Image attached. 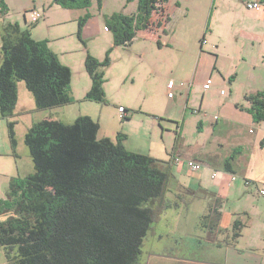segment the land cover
Instances as JSON below:
<instances>
[{"label": "trees", "instance_id": "16d2710c", "mask_svg": "<svg viewBox=\"0 0 264 264\" xmlns=\"http://www.w3.org/2000/svg\"><path fill=\"white\" fill-rule=\"evenodd\" d=\"M52 1L66 9L89 8L92 3ZM96 1L102 9L104 0ZM132 1L138 3L134 14L115 12L105 17L114 46H128L139 31L152 27L153 13L165 12L159 0H127ZM7 10L0 0V16ZM88 18L87 14L79 20L80 37ZM110 64V50L103 60L87 54L85 66L92 80L87 98L104 100V70ZM71 79V68L59 60L47 39L34 38L18 23H6L0 47L3 117L15 114L24 88L39 109L68 104ZM245 98L254 121L263 122L264 91ZM15 124H7L13 152ZM124 141L119 135L116 139L105 135L89 115L70 124L50 117L33 122L24 142L34 172L12 178L6 198L0 199V215L10 211L6 220H0V246L7 264H139L151 225L176 204L168 197L174 175L170 162L130 151ZM231 163L226 160V167Z\"/></svg>", "mask_w": 264, "mask_h": 264}, {"label": "rangeland", "instance_id": "374dc122", "mask_svg": "<svg viewBox=\"0 0 264 264\" xmlns=\"http://www.w3.org/2000/svg\"><path fill=\"white\" fill-rule=\"evenodd\" d=\"M28 1H7V14L9 13L11 20L17 18L23 29L28 28L34 38L49 36L51 39L49 44L57 50L56 54L59 60L71 68L70 94L72 99L68 104L57 108L39 109L32 94L24 88L28 97L22 92L23 103L19 112L7 117H3L0 113V199L6 198L7 188L12 177L23 178L34 172L29 148L24 142V136L33 122L47 117L63 120L64 122H74L80 112L89 114L94 120L100 122L104 134L113 139H116L118 135L124 137L125 144L133 149L132 151L147 154L164 162H170L172 164L171 168L175 157H181L186 160L193 159V161L195 160L194 162H198L201 166L196 171L207 169L209 172L206 170L204 173L210 177L213 170L217 173L219 169L223 170V168H220V165L216 162H214L216 164L213 165L214 167H208L203 164L200 160H206L205 155L208 157V154L217 156L216 158L231 160L234 164L241 157L248 158L250 155H254L251 167L256 166L255 152L259 150V153H263V144L259 143L256 146L253 144V140L244 138V131H240L243 126L236 127L235 123L227 120L223 115L220 117L215 115L219 110L220 101L226 100V96L220 92L208 95L206 93L205 103L202 108L200 107L203 96V79L206 76L202 74L197 80L193 77L198 60L197 48L200 51L202 40L205 38L209 40L208 36L203 38V34L206 31L208 32L209 21H211L215 29L220 27V24L222 27L224 26L223 20L214 16L210 18L212 7L210 0H196L197 5L189 18H184L177 12H171L170 20L177 28L170 45H167L168 39L161 35V48L158 41V33L149 30L139 31L133 42L128 46H107L103 41L104 36L100 34L89 37L81 33L80 37L78 34L79 19L72 16V13H77L80 10L66 9L57 5L50 12L51 18L59 22L65 20L64 23H55L49 27L45 17L50 9L47 6L46 11L43 7L36 8L44 14V18L33 24L30 12L19 13L18 9ZM104 3L106 5L105 10L108 12L128 11V9H124L126 0H105ZM243 6L247 7L246 4ZM60 11L71 14L67 16L60 14ZM197 11H201L200 15L195 13ZM101 28L103 29V25ZM158 32L164 34L162 29ZM166 32L171 33L169 30ZM232 37H234L233 34L226 41V44L232 43L245 46L244 49L248 53L252 52V58L256 59L257 68L255 70L249 69L242 64V61H238L237 65L235 60H241L240 57L239 59L233 57L234 60L231 58V54H234V52L239 55L242 51L241 48L233 52L229 50L228 54L223 52L219 62L221 68L225 72H230L234 69V66H242L243 71L250 70L252 73L255 72L256 79H261L258 84L264 83V63L261 62V57L253 54L249 43L247 45H244L243 42L239 44L236 40L233 41ZM185 47H188L189 50L195 49L193 57L191 55L184 56ZM232 49L236 50L234 46ZM109 50L111 64L104 70L103 88L105 98L103 101L91 100L86 97L92 85L91 77L85 66L87 54L103 60ZM145 52L147 53L146 56ZM251 59L248 62H253V59ZM246 71L241 75V78L237 79V84L244 80L243 77L248 76ZM171 80H174L175 87L169 90L168 84ZM215 82L218 83L219 80L216 79ZM181 83H184V85H181ZM217 89L218 86L214 84L212 92ZM190 90L193 91L191 97L189 96ZM170 91H173V93ZM119 106L126 109L127 115L129 114L128 119L123 118L122 113L119 111ZM185 113L186 117L184 118ZM182 120H185L183 125L185 141L181 140L178 142L177 125ZM10 121L16 122L15 137L17 144L15 152L12 151L7 138V124ZM257 125V123H254L251 128L255 129ZM254 135L249 134L247 136L251 138ZM233 146L237 147L230 151V147ZM235 149H240V152L235 153ZM261 155H259V160H261ZM185 165L183 173L189 179L194 178L193 176L195 175H189L190 168L187 166V161H185ZM241 166L246 168V163L241 164ZM174 171L178 172L177 169H174ZM238 171L241 172V168ZM236 177L243 180L245 184L246 181L250 180L251 194L258 192L256 183L251 181L253 179H242L240 174L236 175ZM259 185L264 187V183L261 181H259ZM169 198H171L173 203L180 200L171 196ZM256 199H261L264 203V198L256 196ZM185 200L187 201L186 197L183 201ZM207 202L208 200L204 199L199 202L200 204L196 203L197 207L193 210L194 214L199 210L198 205H205ZM226 204L230 207L233 206V199L226 201ZM153 205L155 206L156 203H153ZM172 212L170 213L172 214ZM9 216L10 211L5 212L0 215V220H6ZM205 224L201 221L198 227L194 225L183 232V234L171 225L168 231H165L169 234L166 235L165 233L163 238H159L156 234L154 235V230L153 232L150 231L146 237L139 264H181V261H176V257H206L210 247L205 242L202 232L206 228ZM153 225L158 233L164 230L162 224ZM181 235L185 243L177 245L176 239ZM199 242H203L201 244L203 249L200 253L201 256L191 255L193 253L192 245H197ZM162 248H171V251L174 249L176 255L174 257L170 254L164 256L165 254H160L159 251H153V249ZM0 264H7L6 251L1 246Z\"/></svg>", "mask_w": 264, "mask_h": 264}, {"label": "crops", "instance_id": "0c3cea01", "mask_svg": "<svg viewBox=\"0 0 264 264\" xmlns=\"http://www.w3.org/2000/svg\"><path fill=\"white\" fill-rule=\"evenodd\" d=\"M4 1L7 3L9 0ZM104 1L102 9L99 8L96 0H92L91 6L89 8L77 9L80 11H77V13H72V16L80 20L81 17L88 14L89 18L82 29V34L89 37L99 34L103 35L104 43L107 46H114L113 34L106 26L105 17L115 13L116 11H106V5ZM210 1L212 5L210 18L214 16L217 19L223 20L224 28L220 24V27L215 29L211 24V21H209L208 32L206 31L203 34V38L208 36L209 40L205 38L206 43H203V41L201 42L200 51L197 48L198 60L194 69L193 77L195 80H197L202 74L206 76V78L203 79V96L200 107L202 108L205 103L206 93L207 95L218 92L223 93V95L226 96V100L220 101L219 110L215 115H218V117L223 115L225 118H227V120L235 123L236 127L243 126V129L240 131H244V138L253 140L252 142L256 146H258L259 143H262V147L264 148V121L257 123L258 125L255 129L251 128L256 122L254 121L252 114L247 110V108L250 106V103L245 98L247 95L264 91V83L258 84L261 79H256L255 72L252 73L250 70H245L248 73V76L243 77L244 80L240 84H237L236 82L237 79L241 78V75L245 73V71L242 70V66H237L238 61H242V64L249 69L255 70L257 68L256 59L252 58V52L248 53L244 49L245 46L234 45L232 43H228V45L226 44V41L230 38L231 34H233V41L236 40V42H239V44L243 42L244 45L249 43L252 47L251 51H253V54L261 57L260 60L262 63H264V7L260 10H254L243 6L249 1H262L264 5V0ZM25 3V5H21V8H18L19 13H25V11L32 9L31 7H43V9L46 11V7L49 6L50 9L45 16L48 26L51 27L55 23L65 22V20H62L63 22H59L58 20H53L51 18L50 12L52 8L57 5L54 4L52 0H29ZM196 5V0H167L164 2V7L166 9L165 13L169 17L171 12H177L180 16L189 18L192 16L194 7ZM137 7V1L127 2L126 0L124 9H128V11L123 13L134 14L137 11ZM195 13L200 15L201 11H197ZM60 14L68 16L71 13L61 12ZM11 19L12 18H10L9 13L0 16V47L1 34L3 33L6 23L15 22L21 25L17 18L14 20ZM151 20L153 25L151 28L146 30L158 33L157 35L158 41L160 42V48L162 47L161 35L168 39L167 45H170L177 28L176 25L172 24L171 20L168 22L161 21V26L157 25L158 21H160V15L158 13H153ZM102 25L103 29L101 28ZM21 27L23 28L22 25ZM161 29L164 31V34L158 32L161 31ZM167 30L171 31V33L169 34L166 32ZM36 39H47L49 43L51 41L49 36ZM49 46L55 53H57V50L54 46L50 44ZM233 46L236 50L232 49ZM239 48L242 49L240 54L238 55L237 52H234V54H231V58L233 59V57H236L239 59L240 57L241 60H235L237 65L234 66V69L231 71L229 70L230 72H225L219 63L222 53L225 52L228 54L229 50L233 52L237 51ZM183 52L184 56L191 55L193 57L195 49L189 50L188 47H185ZM146 55L147 53L145 52V56ZM251 58L253 59V62H248ZM209 78H211L213 83L218 86V89L214 92H212V87L214 85L213 83L209 89L204 88V84ZM216 79L219 80L218 83L215 82ZM192 94L193 91L190 90L189 96L191 97ZM26 97H28V95ZM22 103L23 101L20 99L17 106L18 109L15 111V113L19 112ZM81 115L89 114H82L80 112L77 117ZM185 117L186 113L184 114V118ZM60 121L64 122L63 120ZM184 121L185 120H182L181 123L177 122L179 123L177 125L178 142L181 140L185 141V136L183 135ZM64 123L70 124L72 122ZM249 134L255 135L254 137L250 138L247 136ZM125 146L128 150H133L126 144ZM236 147L237 146L230 147V151ZM259 152V150L255 152V160L257 159L255 162V167H251L254 155H250L248 158L241 157L237 159L238 161H236V164L232 162L227 167L225 159L219 157L216 158L217 156L215 157L212 154H208V157L205 155L206 160H200L203 164L208 167H212L213 165H216L214 164V162H216L220 165V168H223V170L219 169L217 173L215 170H213L210 177L204 173L207 169H204V171H193L189 165V160L193 161V159L186 160L181 158L182 161L180 162L176 161V157L173 159L171 171L173 170L172 173L174 175V180L173 185L170 187L168 197L178 196L180 200L179 202H175L176 204H173L170 208L164 210L157 221L153 223L162 224L164 230L161 233H158L156 227L152 224L149 232H153L154 230V235L156 234L159 238H163L165 233L166 235L169 234L165 231H168L172 225L177 229V231H180L183 234V232L189 230L194 225H197L198 227L201 221H203L206 223V228L202 230L204 234V240L210 247L209 252H207L206 257L204 256V258L176 257V261H181V264H264V203L261 201V199H256V196H258V198H264V195H261L260 193V190L264 189V187L259 185V181L264 183V152ZM258 154H262L260 156L261 160H259ZM185 161H187V166L190 168L189 175H195L193 176L194 178L189 179V177L183 173L186 166ZM243 163H246V168L241 166ZM240 168L241 172L238 171ZM174 169H177L178 172H175ZM207 172L209 171L207 170ZM239 174L242 176V179H253L251 181L256 183L258 194L256 192L251 194L252 188L249 182L250 180L246 181V184L245 182L243 183V180H240L239 177H236V175ZM185 197L188 202L186 200L183 201ZM204 199L208 200L207 204H202L200 206L198 205L199 210L196 212V214H194L193 210L197 207L195 204H200L199 202L203 201ZM230 199H233L234 201V205L231 207L227 206L226 204V201ZM257 200L258 204L256 203ZM172 210L174 211L172 212ZM182 210L184 211L182 212ZM170 212H172V214ZM146 237L144 238L143 246L145 245ZM183 243L185 242L183 241L181 235L176 239V244L179 245ZM202 243L203 242H199L197 245H192L193 253L191 255L195 254L198 257L201 256L200 253L203 250L201 248ZM170 249H153V251H159L160 254H165L164 256H168V254H170L174 257L176 253L174 252V249H172V251Z\"/></svg>", "mask_w": 264, "mask_h": 264}, {"label": "built area", "instance_id": "2783aa9c", "mask_svg": "<svg viewBox=\"0 0 264 264\" xmlns=\"http://www.w3.org/2000/svg\"><path fill=\"white\" fill-rule=\"evenodd\" d=\"M164 2L165 1H163V0H159L158 6L164 7ZM246 6L248 9H254V10H260L264 7L262 1H249L246 3ZM164 9H165V7H164ZM28 11L30 12V18H31L32 23H38L44 16V14L41 13L40 11H38V9H36V8L29 9ZM165 11H166V9H165ZM155 13H158L160 15V21L168 22L167 18H166L167 15L165 12L162 13L161 11H159V12H155ZM203 43H206V39L203 40ZM212 83H213V81L211 78L207 79L206 83L204 84V88L209 89L211 87ZM181 85H184V83H181ZM168 87H169V90H172L175 87L174 80L169 81ZM170 92L173 93V91H170ZM119 111L122 113L123 118L127 115L125 108L120 107ZM176 161L177 162L182 161L181 157H176ZM189 165L191 166V168L193 170H199L201 168V166H200V164H198V162H194L192 160H189ZM260 193H261V195H264V189H261Z\"/></svg>", "mask_w": 264, "mask_h": 264}]
</instances>
